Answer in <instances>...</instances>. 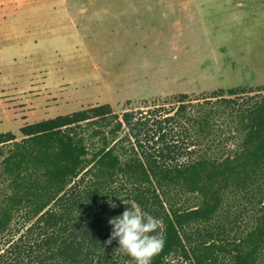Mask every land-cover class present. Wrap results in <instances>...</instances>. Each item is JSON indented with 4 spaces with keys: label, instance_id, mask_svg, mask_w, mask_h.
Returning <instances> with one entry per match:
<instances>
[{
    "label": "trees",
    "instance_id": "obj_1",
    "mask_svg": "<svg viewBox=\"0 0 264 264\" xmlns=\"http://www.w3.org/2000/svg\"><path fill=\"white\" fill-rule=\"evenodd\" d=\"M121 110L0 134V264H135L107 243L132 203L162 222L152 264H264V87Z\"/></svg>",
    "mask_w": 264,
    "mask_h": 264
},
{
    "label": "rangeland",
    "instance_id": "obj_2",
    "mask_svg": "<svg viewBox=\"0 0 264 264\" xmlns=\"http://www.w3.org/2000/svg\"><path fill=\"white\" fill-rule=\"evenodd\" d=\"M22 1L0 16V134L90 106L264 87V0Z\"/></svg>",
    "mask_w": 264,
    "mask_h": 264
},
{
    "label": "clouds",
    "instance_id": "obj_3",
    "mask_svg": "<svg viewBox=\"0 0 264 264\" xmlns=\"http://www.w3.org/2000/svg\"><path fill=\"white\" fill-rule=\"evenodd\" d=\"M108 222L112 232L107 243L118 240V249L130 256L135 264H152L153 258L166 246L165 239L157 232L162 222L135 203Z\"/></svg>",
    "mask_w": 264,
    "mask_h": 264
},
{
    "label": "crops",
    "instance_id": "obj_4",
    "mask_svg": "<svg viewBox=\"0 0 264 264\" xmlns=\"http://www.w3.org/2000/svg\"><path fill=\"white\" fill-rule=\"evenodd\" d=\"M3 1L5 6H1L0 3V16L1 14H3V12L12 11V9L16 10L18 6H20L23 2L22 0H3Z\"/></svg>",
    "mask_w": 264,
    "mask_h": 264
}]
</instances>
